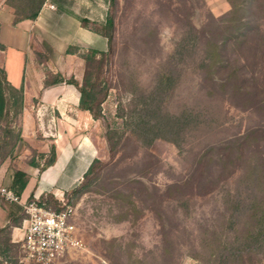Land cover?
Segmentation results:
<instances>
[{
  "label": "rangeland",
  "instance_id": "obj_1",
  "mask_svg": "<svg viewBox=\"0 0 264 264\" xmlns=\"http://www.w3.org/2000/svg\"><path fill=\"white\" fill-rule=\"evenodd\" d=\"M78 8L86 15L82 17L86 27L96 31L93 49L108 52L98 78L99 86L106 90L99 115L89 112L90 123L83 128L96 149V156L75 183L82 184L83 190L75 195L71 185L62 194L74 208L73 221L83 246L54 264H209L211 256L202 255L200 242L203 240L205 247L214 243L213 233L221 229L223 196L239 173L234 169L218 179L216 156L231 148L232 156L238 150L245 155L253 150L264 165V101L258 92V86L264 84V35L251 30L240 44L226 46L230 65L237 66L229 86L220 82L226 75L222 68L198 73L185 67L164 103L165 109L198 108L205 120L189 129L179 145L156 137L145 146L135 140L131 125L123 124L132 109L131 97L150 85L185 17L203 31L204 41L220 40L222 32L212 18L223 15L230 4L227 0H96L94 5ZM255 21L264 27L263 17L256 15ZM89 49L69 50L81 59V68L73 70L78 82L84 70L82 55ZM34 55L38 61L45 56ZM45 75L51 79L54 73L46 68ZM92 80L96 82V75ZM36 104L35 100L29 103L31 113ZM6 113L0 124L7 122L18 131L17 147L0 163L9 160L12 169L33 157L40 165L48 152L42 156L19 137L21 110L15 114L11 107ZM35 114L30 127L37 125ZM43 127L44 136L32 133L36 141L50 135ZM110 127L122 132L114 152L108 150L105 138ZM232 137L240 138L231 146L224 143ZM206 146L209 148L204 149ZM201 178L207 184L197 187ZM15 264H19L17 260ZM243 264H264V256H244Z\"/></svg>",
  "mask_w": 264,
  "mask_h": 264
},
{
  "label": "trees",
  "instance_id": "obj_2",
  "mask_svg": "<svg viewBox=\"0 0 264 264\" xmlns=\"http://www.w3.org/2000/svg\"><path fill=\"white\" fill-rule=\"evenodd\" d=\"M111 3L115 0H110ZM230 8L221 16L212 18L215 26L220 28L222 36L220 40L211 39L204 41L203 31L196 28L185 17L179 28L178 36L173 42L170 52L157 64L151 83L146 88H141L130 99L129 115L123 124H130V130L139 145H149L158 137L176 145L182 141L185 133L204 121L203 114L198 108L185 106L176 112L165 109V101L170 96L182 70L189 66L198 73L207 72L210 67L214 70L224 69L225 77H220V82L230 85L229 77L237 66L230 65V59L226 56V46L240 44L247 38L251 30H257L264 35V27H260L255 21V16L264 19V0H227ZM43 0H6L12 6L13 21L21 18H33ZM107 21V20H106ZM82 25H86L81 18ZM109 25V22H107ZM223 23H225L223 25ZM107 27V24H106ZM97 30V29H96ZM107 36V34H104ZM73 48V47H70ZM69 49V48H68ZM82 55L84 70L81 82L72 75L63 77L54 73L51 79L44 77L43 85L57 82L70 83L76 87L79 93L78 106L88 110L92 115H99L100 102L105 95L106 87L99 86L98 80L101 66L108 56L107 50L89 49ZM96 55V56H95ZM96 75V82L92 78ZM260 100L264 101V84L258 86ZM13 107L15 114L22 108L21 87L11 85L5 77L0 66V118L6 115L7 110ZM136 107V108H135ZM1 125V124H0ZM3 137L0 139V160L8 156L14 147L18 137V131L7 122L0 126ZM122 137V132L116 128H107L105 138L108 150L114 152ZM240 137L226 139L224 143L232 144ZM206 146L204 149H208ZM211 148V146H210ZM234 149L222 152L216 156L218 168L215 170L217 178L229 175L234 169L239 173L232 182L231 188L223 196V217L220 223L221 229L213 233L214 243L208 246L200 242V250L203 256H211L209 264H243V257L251 254L264 256V165L259 161V155L255 151L252 154H241V150L231 155ZM45 153L42 152V156ZM54 158L52 149L48 156L39 165L33 157L27 162L36 166L39 170L52 163ZM93 161V160H92ZM92 161L88 164V169ZM27 180V173L17 167L12 168L10 189L19 195ZM198 180L197 187H204L207 182ZM216 180V178H215ZM212 183V182H211ZM83 190L82 184H74L71 191L78 195ZM31 197H28L30 199ZM39 200L46 204L59 208L58 200L51 193L40 195ZM9 224L0 227V233H4ZM8 242L3 234L0 237V264L3 261H11L15 264L18 248ZM11 257V260L10 258Z\"/></svg>",
  "mask_w": 264,
  "mask_h": 264
},
{
  "label": "crops",
  "instance_id": "obj_3",
  "mask_svg": "<svg viewBox=\"0 0 264 264\" xmlns=\"http://www.w3.org/2000/svg\"><path fill=\"white\" fill-rule=\"evenodd\" d=\"M87 3L94 5L96 0H43L33 18L13 21L12 6L0 0V66L8 82L21 87L23 125L19 137L43 153L52 149L54 155L52 163L41 170L24 160L18 163L16 167L27 173L26 183L17 195L20 199L39 198L46 193L57 199L77 183L86 164L96 156L93 141L86 138L83 131L91 115L78 106L76 87L65 82L43 85L46 68L63 76L72 74L78 79L81 59L69 53L70 47L96 48V31L80 22L86 15L78 6ZM36 52L45 54L43 60H37ZM33 100L37 104L32 113L37 114L38 122L30 127L29 103ZM44 125L50 135L36 141L31 135L36 132L44 136ZM16 147L17 143L14 151ZM8 164L9 160L0 163V185L10 188L12 169ZM24 216L20 202L0 199V227L9 224L0 237L4 234L8 242L14 244L10 254L23 235ZM5 262L11 264L9 260Z\"/></svg>",
  "mask_w": 264,
  "mask_h": 264
},
{
  "label": "built area",
  "instance_id": "obj_4",
  "mask_svg": "<svg viewBox=\"0 0 264 264\" xmlns=\"http://www.w3.org/2000/svg\"><path fill=\"white\" fill-rule=\"evenodd\" d=\"M0 196L6 201L20 202L25 213L23 235L17 246L19 264H54L70 250L82 248L73 221L74 208L62 195L57 198L59 208L38 198L20 199L2 185Z\"/></svg>",
  "mask_w": 264,
  "mask_h": 264
}]
</instances>
